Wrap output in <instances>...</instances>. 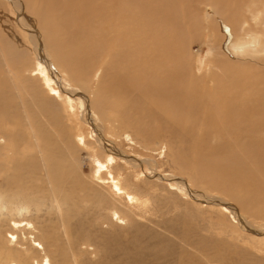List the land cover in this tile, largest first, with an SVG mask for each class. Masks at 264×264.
I'll list each match as a JSON object with an SVG mask.
<instances>
[{
  "label": "bare ground",
  "instance_id": "1",
  "mask_svg": "<svg viewBox=\"0 0 264 264\" xmlns=\"http://www.w3.org/2000/svg\"><path fill=\"white\" fill-rule=\"evenodd\" d=\"M209 8L213 17L201 19L200 11ZM204 29L213 52L199 72L187 50L192 34L194 39ZM251 31L264 36V0H0V189H10L0 193V214L12 213L15 204L24 216L31 201L26 187L37 190L32 181L39 178L46 183L45 195L56 202L52 181L64 180L70 163L67 149L60 148L66 136H53L55 127L62 132L50 97L31 75L34 69L24 77L34 53V60L52 57L74 82L85 67L98 64L105 84L96 93L112 98V106L107 99L102 106H115L117 117L135 125L144 139L189 142L181 143L191 146L199 171L219 177L216 183L229 198L222 201L219 194L210 202L226 203L243 228L248 216L264 220V141L258 136L264 123V37ZM80 41L96 46L90 50ZM82 98L96 111L95 101ZM84 115L92 125L100 121L93 112ZM7 233L12 243L15 234ZM31 243L40 245L33 238ZM28 248L15 250L31 252ZM19 257L10 264H47L45 257L40 263Z\"/></svg>",
  "mask_w": 264,
  "mask_h": 264
},
{
  "label": "rangeland",
  "instance_id": "2",
  "mask_svg": "<svg viewBox=\"0 0 264 264\" xmlns=\"http://www.w3.org/2000/svg\"><path fill=\"white\" fill-rule=\"evenodd\" d=\"M87 4L91 7L94 3ZM56 10L52 9V16ZM198 15L209 20L213 11L202 9ZM260 18L263 15H257V20ZM248 19L254 24L252 16L248 15ZM198 34L194 39L192 34L187 53L200 72L213 50L205 29ZM251 34L264 37L259 31ZM79 43L90 50L96 46L92 42ZM29 57L25 65L29 70L24 77H29L34 69L31 75L40 80L44 94L50 97L51 110L58 115L62 132L54 124L57 130L54 129L53 136H66L60 148L67 149L70 163L67 177L59 184L52 181L56 202L45 195L46 183L39 178L32 181L39 185L37 190L31 192L32 188L26 187V197L31 198L32 204L24 205L29 209L24 216L16 213L15 204L12 213L1 212V264L14 260L19 263L20 254L30 262L40 263L45 257L47 264H263L264 231L257 233V229L264 230V220L248 216V227L243 228L226 203L210 202L219 194L223 195L222 201L229 198L216 183L219 177H207L206 169L199 171L191 146L183 144L189 142L173 138L151 141L147 136L145 140L136 132L135 125L134 128L117 117L115 106L111 109L106 102L102 106L101 100L107 99L111 105L112 98L96 93L105 84V80L99 81L98 64L85 67V74L75 77L74 82L54 64L52 57L46 55L44 61L34 60V53ZM85 95L97 103L96 111L85 107ZM86 111L100 116L101 123L96 120L92 125L85 119ZM258 136L264 141V123ZM102 143L109 147L106 149ZM201 152L207 154L208 147L203 145ZM9 190L2 188L0 193L5 196ZM11 221L20 226L13 228ZM30 222L33 232L27 227ZM5 230L16 231V243L6 241L11 234ZM30 237L40 245H32ZM25 246L32 247L31 252L15 250Z\"/></svg>",
  "mask_w": 264,
  "mask_h": 264
}]
</instances>
